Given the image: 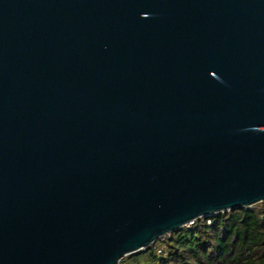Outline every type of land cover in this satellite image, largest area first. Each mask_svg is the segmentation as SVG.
Here are the masks:
<instances>
[{
	"label": "water",
	"instance_id": "obj_1",
	"mask_svg": "<svg viewBox=\"0 0 264 264\" xmlns=\"http://www.w3.org/2000/svg\"><path fill=\"white\" fill-rule=\"evenodd\" d=\"M261 203L264 0H0V264Z\"/></svg>",
	"mask_w": 264,
	"mask_h": 264
},
{
	"label": "trees",
	"instance_id": "obj_2",
	"mask_svg": "<svg viewBox=\"0 0 264 264\" xmlns=\"http://www.w3.org/2000/svg\"><path fill=\"white\" fill-rule=\"evenodd\" d=\"M263 216L261 203L200 218L121 264H143L140 258L145 255L147 264H264Z\"/></svg>",
	"mask_w": 264,
	"mask_h": 264
},
{
	"label": "rangeland",
	"instance_id": "obj_3",
	"mask_svg": "<svg viewBox=\"0 0 264 264\" xmlns=\"http://www.w3.org/2000/svg\"><path fill=\"white\" fill-rule=\"evenodd\" d=\"M169 235H167V236H165V237H163L164 239L166 238V237H168ZM159 250H161V249H159ZM158 253V252H157ZM159 255V254H158ZM132 256V255H131ZM129 257V256H128ZM140 263H143V264H147L148 263V259H147V256L145 255V256H142L141 258H140ZM127 264H129V263H127ZM131 264H133V263H131Z\"/></svg>",
	"mask_w": 264,
	"mask_h": 264
},
{
	"label": "built area",
	"instance_id": "obj_4",
	"mask_svg": "<svg viewBox=\"0 0 264 264\" xmlns=\"http://www.w3.org/2000/svg\"><path fill=\"white\" fill-rule=\"evenodd\" d=\"M209 223H210V222H209ZM193 224H194V222H193L192 224H189V225L186 226V227H191ZM157 252H158V254H161V253H162V250H158Z\"/></svg>",
	"mask_w": 264,
	"mask_h": 264
}]
</instances>
